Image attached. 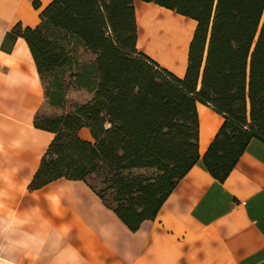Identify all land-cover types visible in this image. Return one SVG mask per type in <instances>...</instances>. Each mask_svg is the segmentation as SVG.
<instances>
[{"label": "trees", "instance_id": "16d2710c", "mask_svg": "<svg viewBox=\"0 0 264 264\" xmlns=\"http://www.w3.org/2000/svg\"><path fill=\"white\" fill-rule=\"evenodd\" d=\"M142 1L196 20L184 77L137 47L135 0H53L36 26L17 23L3 43L26 40L50 104L64 103L66 78L94 91L59 116L36 115L55 136L29 188L84 180L133 231L200 159L197 101L225 118L203 158L216 178L252 138L264 141V0Z\"/></svg>", "mask_w": 264, "mask_h": 264}, {"label": "crops", "instance_id": "0c3cea01", "mask_svg": "<svg viewBox=\"0 0 264 264\" xmlns=\"http://www.w3.org/2000/svg\"><path fill=\"white\" fill-rule=\"evenodd\" d=\"M52 1L0 0V264H264V141L252 138L228 176L216 178L203 158L225 118L200 101V159L137 230L84 180L29 188L55 134L34 123L47 99L26 40L3 43L17 23L36 26ZM189 45L172 67L141 51L184 77ZM201 109L212 131L204 145ZM80 135L93 141L86 127Z\"/></svg>", "mask_w": 264, "mask_h": 264}, {"label": "bare ground", "instance_id": "6f19581e", "mask_svg": "<svg viewBox=\"0 0 264 264\" xmlns=\"http://www.w3.org/2000/svg\"><path fill=\"white\" fill-rule=\"evenodd\" d=\"M29 11L23 13L28 16ZM136 15L139 27L138 45L161 63L172 67L173 62L184 58L193 34L195 22L174 11L154 3L137 2ZM31 13L29 20H33ZM204 145L211 130H204L210 123L208 112L201 109Z\"/></svg>", "mask_w": 264, "mask_h": 264}, {"label": "rangeland", "instance_id": "374dc122", "mask_svg": "<svg viewBox=\"0 0 264 264\" xmlns=\"http://www.w3.org/2000/svg\"><path fill=\"white\" fill-rule=\"evenodd\" d=\"M140 50H142V48ZM92 58H93V55L89 52L83 53L81 55L82 62H88ZM65 85L67 86V88L65 91L64 103L61 105H52L47 100L38 113L39 121H43V119L46 117L52 118V117L59 116L63 113H66L72 109L75 103L86 102L94 95V91L92 89H88L85 87H76L73 85L72 80H70L69 78L65 79ZM102 179L103 178L99 177V178L94 179L93 182L97 184L98 186H101Z\"/></svg>", "mask_w": 264, "mask_h": 264}]
</instances>
